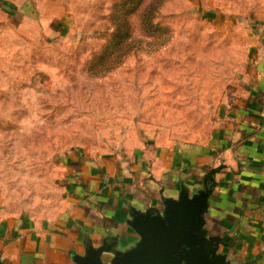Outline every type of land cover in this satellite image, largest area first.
Masks as SVG:
<instances>
[{"label":"rangeland","instance_id":"rangeland-1","mask_svg":"<svg viewBox=\"0 0 264 264\" xmlns=\"http://www.w3.org/2000/svg\"><path fill=\"white\" fill-rule=\"evenodd\" d=\"M0 19V199L47 216L69 156L202 144L249 83L264 0H39Z\"/></svg>","mask_w":264,"mask_h":264},{"label":"crops","instance_id":"crops-1","mask_svg":"<svg viewBox=\"0 0 264 264\" xmlns=\"http://www.w3.org/2000/svg\"><path fill=\"white\" fill-rule=\"evenodd\" d=\"M39 0H0V19L38 9ZM248 84L226 104L202 144L146 145L127 155L74 154L65 163L63 199L47 216L0 199V264H76L88 245L110 260L139 242L135 213L161 211L212 189L207 238L231 264H264V40L254 50Z\"/></svg>","mask_w":264,"mask_h":264},{"label":"water","instance_id":"water-1","mask_svg":"<svg viewBox=\"0 0 264 264\" xmlns=\"http://www.w3.org/2000/svg\"><path fill=\"white\" fill-rule=\"evenodd\" d=\"M212 189L205 186L195 195L181 189L176 200L163 199L161 211L135 213L131 227L139 242L126 251H117L110 260L108 246L88 245L76 264H231L217 254V245L207 238L205 214Z\"/></svg>","mask_w":264,"mask_h":264}]
</instances>
